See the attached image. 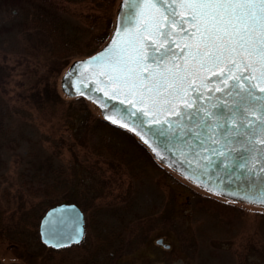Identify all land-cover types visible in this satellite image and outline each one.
Segmentation results:
<instances>
[{
	"label": "rangeland",
	"instance_id": "374dc122",
	"mask_svg": "<svg viewBox=\"0 0 264 264\" xmlns=\"http://www.w3.org/2000/svg\"><path fill=\"white\" fill-rule=\"evenodd\" d=\"M34 1L84 29L85 54L57 62L40 31L0 34V96L11 109L13 136L22 142L21 148L2 152L6 165L0 171V209L5 231L0 234V263L75 264L95 244L87 223L77 245L57 250L42 242L40 222L53 206L46 198L30 195L19 182L21 157L32 147L53 156L74 182L65 201L54 206L76 204L86 222L89 215H99L110 225L114 214L135 203L137 215L127 219L120 264H264V204L212 193L156 159L143 145L154 166L135 147L128 155L135 157L128 159L134 164L127 167L93 153L90 129L103 113L86 96L67 95L62 82L77 60L99 51L111 37L122 0ZM19 20L18 7L0 6V27ZM18 132L32 142L19 138ZM159 238L171 249L158 245Z\"/></svg>",
	"mask_w": 264,
	"mask_h": 264
},
{
	"label": "snow or ice",
	"instance_id": "6c2138e0",
	"mask_svg": "<svg viewBox=\"0 0 264 264\" xmlns=\"http://www.w3.org/2000/svg\"><path fill=\"white\" fill-rule=\"evenodd\" d=\"M81 67L89 69L82 77ZM73 77L127 105L108 106L105 118L139 135L162 163L208 191L264 203V176L247 180L264 172V0H123L111 37L73 64L66 90ZM241 170L246 182L229 188ZM76 228L78 241L79 220ZM41 232L60 246L55 225Z\"/></svg>",
	"mask_w": 264,
	"mask_h": 264
},
{
	"label": "trees",
	"instance_id": "16d2710c",
	"mask_svg": "<svg viewBox=\"0 0 264 264\" xmlns=\"http://www.w3.org/2000/svg\"><path fill=\"white\" fill-rule=\"evenodd\" d=\"M1 8L18 7L20 20L0 27V34L12 32L15 29L28 32L36 30L44 33L48 38V51L55 61H68L85 54L81 40L84 31L78 25L70 24L67 19L59 15L52 8L34 0H0ZM57 96V95H56ZM13 119L10 106L0 96V171L5 167L3 150L19 149L22 142L13 136ZM17 136L28 142L32 139L18 132ZM92 151L96 155L116 162L122 166H131L128 163L132 147L143 152L151 163L144 147L136 141L127 130L110 124L102 119L90 129ZM22 168L19 173V182L30 195L43 197L54 206L59 201H65L66 195L74 189V182L69 177L65 167L51 155L38 153L30 147L21 157ZM154 166V163H151ZM139 168L140 166L137 165ZM129 203L122 213L114 214V224L103 223V217L89 215L87 225L95 235V244L92 251L82 255L75 264H120L121 254L126 248V238L129 232V221L137 215L134 206ZM207 210L211 208L207 205ZM204 208V209H205ZM103 216V215H102ZM4 212L0 209V234L4 233ZM264 224V221L261 224Z\"/></svg>",
	"mask_w": 264,
	"mask_h": 264
},
{
	"label": "water",
	"instance_id": "95a60500",
	"mask_svg": "<svg viewBox=\"0 0 264 264\" xmlns=\"http://www.w3.org/2000/svg\"><path fill=\"white\" fill-rule=\"evenodd\" d=\"M120 14H121V6H120V9H119V12H118V16H117L118 17L117 18V24L119 22ZM117 24H116V26H117ZM82 60H84V59H82ZM72 66H71V68H72ZM71 68L68 70V72L71 70ZM88 71H89L88 68L81 67V69L79 70V76L82 77V76L86 75ZM68 83L70 85H74L71 88V90H66V88H65V75H64L63 82H62V88H63L64 92L67 95H69V96L83 95V96H86L88 99H90L89 96L93 97L90 100L94 101L99 106H100V104H105L106 105L105 108H101L100 107L102 109L103 114H104L105 111H107V107L112 105V104H116L118 106V108H126L127 107V105L118 104V103H109L107 101H103L102 99H99L97 97L98 91H97V89L94 88L93 80H91V79H88V80L84 81L83 83H81V80L79 78L73 77L71 80L68 81ZM72 92H75V94L74 95L71 94ZM83 92H86L87 94H82ZM97 101H99V102H97ZM109 114H112V115L116 116L115 113H109ZM174 161H175V163L177 164L178 167H183L185 169H188L189 165L191 164V161L186 163L183 160H175V157H174ZM178 172L181 173L182 175H184L181 171H178ZM262 176H264V172L258 171L255 177H249V178H247V180H254L257 184H259L260 183V178ZM185 177H187V176H185ZM188 179H190V178H188ZM190 180L195 182V180H193V179H190ZM232 181H235V185L232 183ZM245 182H246V177L242 174V170L240 172H238L235 176H233L230 181H225V183L227 184V186L229 188H234L236 185H239L240 183H245ZM196 184H198V183H196ZM198 185L201 186V184H198ZM214 186L219 187L220 185L216 184ZM211 192H214V191H211ZM214 193H217V192H214ZM219 194L227 196V197H230V198L238 199L235 196L228 195V194H225V193H219ZM238 200H240V199H238ZM262 204H264V203H262ZM73 205L75 206V210L72 207ZM76 211L82 213V216L81 217H77L76 216ZM78 220H79L80 223H82V226H83V229H84V234L77 241L76 239H73L72 237L75 235V233L77 231L76 225H77V221ZM85 224H86L85 215H84L83 211L76 204H66V203L59 204L57 206H54V207L50 208L46 212L44 217L41 219L40 228H39L40 237H41L42 242L48 247H52L54 249H61V248L69 247V246H71L73 244H79V243L82 242V240L84 238V235H85ZM42 225H43L45 230L48 229L49 225H55L56 226V229H57V231L60 234V246L59 247L55 246V244L45 243V240L42 238V232H41ZM65 238H67V239H65ZM156 243L158 245H160V246H163L166 249H170V247H171L169 244H166L164 242L163 238L157 239Z\"/></svg>",
	"mask_w": 264,
	"mask_h": 264
},
{
	"label": "flooded vegetation",
	"instance_id": "af4514ba",
	"mask_svg": "<svg viewBox=\"0 0 264 264\" xmlns=\"http://www.w3.org/2000/svg\"><path fill=\"white\" fill-rule=\"evenodd\" d=\"M122 2H123V0L121 1V4H122ZM119 12V11H118ZM117 16H118V14H117ZM118 18V17H117ZM116 24H117V19H116ZM115 28H116V26H115ZM93 84H95V82L93 81ZM97 91H98V93H97V97L99 98V99H102L103 101H107V102H109V103H118V104H121V102L119 101V100H111V98L110 97H106V96H104V94L102 93V92H100L98 89H97ZM105 121H107L108 123H112V121H109V120H106V119H104ZM114 124V123H113ZM126 129V128H125ZM129 130V129H128ZM131 131V130H130ZM132 132V131H131ZM134 134H136V133H134ZM137 135V134H136ZM139 137V136H138ZM139 139L142 141V143L144 144V146H146V147H148V149L150 150V152L154 155V157L157 159V156H156V154L152 151V149H151V147L148 145V144H146L140 137H139ZM156 161V160H155ZM73 246V245H72ZM70 247V246H69ZM66 248H68V247H66ZM62 249H64V248H62Z\"/></svg>",
	"mask_w": 264,
	"mask_h": 264
}]
</instances>
